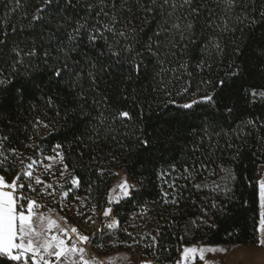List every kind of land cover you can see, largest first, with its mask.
I'll list each match as a JSON object with an SVG mask.
<instances>
[{
  "label": "trees",
  "instance_id": "1",
  "mask_svg": "<svg viewBox=\"0 0 264 264\" xmlns=\"http://www.w3.org/2000/svg\"><path fill=\"white\" fill-rule=\"evenodd\" d=\"M89 2L95 7L88 23L94 24L100 11L96 0H79L74 7H68L64 0H59L38 22L32 21V15L37 7L42 6L40 0H19V3L17 0H0V40L6 41L0 45V70L5 74L12 71L9 65L13 63L14 50L21 51L23 55L33 43L38 50L42 45L48 46L45 41L51 32L64 39L66 30L71 31L76 21L88 16L86 6ZM105 2L108 4L105 11L115 14L120 21L118 28L127 26L134 29L141 41L134 45L135 48L144 52L143 41L159 44L158 49L154 47L160 53L159 62L156 57L148 56L145 64L154 71L147 74L141 72L138 76L133 74L132 80L128 81V64L109 61L105 65L106 71L98 73V87L93 89L85 74L79 90L83 91L87 101L83 107L93 117L98 111H105L107 116L114 111L125 110L130 112L132 120L126 121V127H120V121H117L115 131L105 133L104 139H95L91 121L85 123L75 113L63 119L65 112H71L74 105H80V101L61 82L58 86L53 84L50 90L45 88L42 93L0 110V136L8 137L4 141L5 148H15L20 153L29 152L31 155H39L43 151L48 155L53 145L61 143L69 171L75 169L73 175L82 177L79 188L73 191L72 196L85 198L87 208L99 214L109 206L107 201L116 181V171H124L140 190L133 200L111 205L119 221L120 242L125 249L134 247L155 264H177V261L181 264L183 248L191 245L258 246L254 231L259 225L256 181L259 179V167L264 164V126L259 122L264 106L257 103L242 109L234 98L237 112H244V119L254 115L258 121L256 126H244L240 119L229 120L230 127L222 124L223 132L213 136L210 142L205 139L200 152L195 154L191 152L192 143L194 140L199 143L201 131L193 129L190 122L178 115L181 110L177 107L210 89L211 86L202 84V81L211 79L215 82L229 71L230 63L240 61L241 56L235 54V44L229 39L230 33L224 30L225 21L228 28H244L236 20L239 9L225 14L223 0L219 5L216 0H192L191 7L199 9V15H189L185 6L178 7L169 16L171 8L166 7L163 12L159 8L162 0H156V3L153 0H127L126 4L124 0H114L115 8L112 7L113 0ZM176 2L179 5L181 0ZM149 7L153 9L151 13L146 11ZM186 15L187 20L183 19ZM99 19L104 21L105 17L101 15ZM176 22L181 24L185 37L182 38L179 31H168L169 26ZM189 22L193 25L191 30L187 29ZM256 31L258 34L259 27ZM249 35L244 28L243 58L246 60L245 67L251 72L249 82L259 85L264 83V49L259 44L250 46ZM235 36L239 38L241 33L237 31ZM212 41L220 43L222 53L211 46ZM185 44L186 49L183 47ZM48 47L51 50V46ZM200 60L210 63L211 70L197 68ZM100 62L104 63L103 60ZM181 63L186 64V69L179 68ZM84 67L87 73L86 64ZM161 67L169 71L160 72ZM174 69L178 71H170ZM161 79L163 85L159 83ZM165 85L171 96L161 91ZM48 96L53 97L52 106L47 104ZM169 100L176 103L169 104ZM37 119L50 125L46 137L41 135L42 125H35ZM137 129L142 132H137ZM73 133L80 139L74 138ZM113 135L115 140L110 138ZM144 139L149 141L147 147L140 143ZM193 157L198 161V168L202 160L208 164V169L185 178L187 174L183 173L182 166L190 164ZM173 164L176 165L175 172L171 170ZM218 165L233 169L236 179L221 181L224 174ZM98 169L104 170L102 176L98 174ZM15 171L7 174L9 179ZM213 171L215 175L211 174ZM217 183H221L222 187L226 185L230 191H213ZM173 184L174 187L169 186ZM195 184H200L201 188L198 190ZM164 193L168 194L167 197ZM213 200L218 204L227 203L226 215L215 214V210L209 207ZM206 210L214 227H207L201 221L202 217L207 218ZM136 223L138 225L135 226ZM101 235H98L96 244Z\"/></svg>",
  "mask_w": 264,
  "mask_h": 264
},
{
  "label": "snow or ice",
  "instance_id": "2",
  "mask_svg": "<svg viewBox=\"0 0 264 264\" xmlns=\"http://www.w3.org/2000/svg\"><path fill=\"white\" fill-rule=\"evenodd\" d=\"M79 0H64L68 7H74ZM100 7L97 13V18L94 24L88 23V18L91 16L95 5L89 2L86 6L88 16L82 20L74 23L71 31L66 30L64 39L56 37L55 32H51L45 45H42L38 50L33 43L31 49L21 55V51H15L13 63L9 65L12 71L5 74V71L0 70V110L7 107L15 106L19 101L29 96H35L37 93H42L45 88L50 90L53 84L57 86L64 82L67 88L72 92L74 97L80 101V105H74L71 112L66 111L63 119H67L71 114H78V118H83L85 123L91 121L94 125L92 135L95 139H104L105 133L115 131L117 121H120V127H126V121L132 120V115L129 111L120 110L105 115V111H98L97 115L93 117L89 111L83 107L86 104V98L83 91H80L81 80L86 74L91 81L92 88L98 87L97 81L100 79L98 73L106 71L105 65L112 61L116 64L127 63L129 66V73L127 80L131 81L133 74L140 75L141 72L145 74L154 69H150L145 60L148 56L156 57L159 62L158 51L159 44L153 45L149 41H143L144 52L139 51L134 45L141 43L134 29H128L127 26L118 28L120 21L117 20L115 14H110L105 11L108 4L105 0H96ZM219 5L221 0H216ZM226 7L225 14L229 11L235 12L239 9V15L236 20L247 28L251 34L248 36L250 46L264 49V0H223ZM19 3V0H17ZM41 7H37L36 12L32 15V21L38 22L43 20L44 13L50 9L54 4H58L59 0H40ZM127 3V0H124ZM156 3V0H153ZM192 0H181L178 5L176 0H162L159 8L163 10L171 8L172 12L168 13L171 16L177 8L189 9V15H199V9L191 7ZM257 5L260 7L257 8ZM112 7L116 5L112 3ZM147 12H152L151 7L146 9ZM210 12L212 10H209ZM105 17L104 21L99 19L100 16ZM183 19L187 20L188 16ZM179 20V18H177ZM246 22V23H245ZM225 31L230 33L229 39L235 44V54L241 56L239 62H232L228 65L229 71L225 73L224 77L216 80L209 79L202 81V84L210 85V89H206L203 95L198 98H190L187 102L177 105L181 110L178 115L182 116L187 122H190L191 127L201 131L199 143L195 140L192 143L191 152L193 154L200 152V146L205 139L211 141L213 136H219L223 132V126L230 127L229 120L235 121L240 119L244 126H256L257 119L253 115L252 118L244 119V112H237L233 104V99L240 103L242 109H247L252 105L259 103L264 106V83L259 85L249 82L251 72L245 67L246 60L243 58L245 36L244 28L227 27L225 21ZM192 23L187 24V29H192ZM212 26L211 24L209 25ZM62 27V26H61ZM257 27L260 31L257 34ZM179 31L181 37H185L186 33L181 28L179 22L173 23L169 26L168 31ZM59 31V29H57ZM239 31L241 36L237 38L235 33ZM6 36L7 33H4ZM117 37L121 39H117ZM239 40V42H237ZM56 41L55 44L53 42ZM6 41L0 40V45L5 44ZM211 46L216 49L218 53H222L223 49L218 41H212ZM186 49L187 44L183 45ZM208 45L205 46L207 50ZM55 52V55H53ZM94 54V55H90ZM25 57H27V67H25ZM103 60L104 63L100 61ZM87 66V73L85 67ZM111 66V65H109ZM196 67L201 71L207 67L211 70L212 65L204 60L197 62ZM180 69H186V64L181 63ZM23 69V72H21ZM95 70V71H93ZM169 71L161 67L160 72ZM173 72L178 69L170 70ZM158 76L159 73H156ZM264 79V77H262ZM47 82V83H46ZM164 84L163 80L159 81ZM155 90V89H154ZM162 92L171 96L172 93L167 91L166 85L161 88ZM187 92V89H184ZM43 98V97H42ZM47 104L53 105V97L48 96ZM95 103V101L93 102ZM169 104H175L174 100L167 101ZM59 116V111L56 112ZM260 124L264 126V112L260 116ZM36 126L43 125L48 128L50 125L37 119ZM219 129V130H217ZM211 130V132H209ZM137 132H142L137 129ZM227 135V133H224ZM74 138L80 139L79 137ZM115 140L116 136H111ZM8 137L6 135L0 136V264H103L102 258H93L88 255L86 246L90 245L94 237L92 234H84L77 227H67V218L63 221L60 218H54L50 213L52 209L48 208L47 204L39 199V197H53L56 194V188L62 189V195L69 197L73 188H79L82 177L79 174L73 175L75 169L69 171V165L65 162V153L62 150L63 145L56 143L50 148L52 154L46 155L43 151L39 152V156L28 157L26 160L20 159L21 153L15 149H6L4 141ZM142 146L147 147L149 141L147 139L140 141ZM211 146V145H210ZM211 153H209V156ZM115 159V157H113ZM47 161L48 163H45ZM197 159L193 157L191 163L182 166L183 173L187 174L185 178L193 177L195 173L201 170H207L208 164L202 160L199 161V168L197 167ZM60 166V179L65 178L67 174L70 177L71 188L65 189L64 184L53 183L41 179L37 174L42 168L49 176L55 175L53 168ZM221 173V181L235 180L233 169L226 168L223 165H218ZM15 171L10 179L8 173ZM171 170L175 172L176 165H171ZM98 174L103 175L104 170L98 169ZM115 174V173H114ZM215 175L213 171L211 173ZM163 175V173H162ZM260 178L256 181L258 185V207H259V225L254 230L257 234V244L264 246V175L257 173ZM142 183V182H141ZM37 186H42L38 191ZM174 187L173 185H169ZM198 190L201 188L200 184L194 185ZM120 192L117 195H111V192H116V189L110 190L109 199L103 211L104 217H111L113 214L112 204H120L122 200H133L135 194L139 192L136 183L130 182L127 177L124 178L119 185ZM230 191L227 186L222 187L221 183H217L213 191ZM167 197V193H164ZM79 200V196L75 197ZM167 202V201H166ZM176 203V201H173ZM95 207V206H94ZM209 207L215 210V214L226 215L227 203H216L214 200ZM46 209L45 211H42ZM119 211V209H117ZM205 217L201 218L202 223L207 227H214L212 218L208 216L207 210ZM87 222V221H85ZM94 223V221H93ZM119 221L114 220L113 223L108 224L111 229L118 225ZM98 232H103V229H97ZM74 234V238H73ZM131 235V233H129ZM155 239V238H153ZM70 241V243H69ZM96 247L103 248L102 244H96ZM216 248L213 247H185L183 249V259L187 261L190 257L195 260L199 259L204 264H216L215 256H208L206 253H215ZM222 251H227L223 249ZM198 254V256H197ZM144 264H151L150 261H144ZM179 264V261H177Z\"/></svg>",
  "mask_w": 264,
  "mask_h": 264
},
{
  "label": "rangeland",
  "instance_id": "3",
  "mask_svg": "<svg viewBox=\"0 0 264 264\" xmlns=\"http://www.w3.org/2000/svg\"><path fill=\"white\" fill-rule=\"evenodd\" d=\"M41 135L46 137L49 134V130L44 128L43 125L40 127ZM52 154V153H50ZM48 154V155H50ZM39 156V155H31L28 153H21L20 159L26 160L28 157ZM45 163H48L45 161ZM53 172L55 175L49 176V174L45 173L41 168L40 171L37 173L41 176V179H44L48 182L64 184L65 189H68L70 185V177L65 175V178L60 179V166H55L53 168ZM259 173L264 175V164L259 167ZM130 182H133L131 178L122 170L116 171V181L112 187V189H116V192H111V195H117L120 192L119 185L122 183L124 178ZM260 178V176H259ZM134 183V182H133ZM72 187V186H71ZM138 187V185H137ZM42 189V186L40 187ZM40 189V190H41ZM77 188H73L69 194V197H64L62 195V189L56 188V194L53 197H43L44 200L47 202L48 208L52 209L50 215L54 218H60L63 221L62 215L67 218V226L75 225L77 223L82 222V218L85 213L95 214L98 212H93L90 208H87L86 199L83 197H79V200H76L75 197L72 196L73 191ZM111 189V190H112ZM112 205H115L112 204ZM114 209V207H113ZM46 209L42 210L45 211ZM100 216H103V211L100 212ZM111 217L115 216V209ZM135 226L138 225L137 223L134 224ZM99 244L103 245V248L97 247L98 251L94 252L92 256L95 258H102L103 264H144V261H150L151 264H155L152 259L145 258L142 253H140L134 247L125 249L120 242L119 230L118 226L115 225L113 228L109 229L108 227L102 232V235L99 240ZM187 247H196V248H207L211 246H202V245H191ZM227 251H216L215 253H206V259L208 256H215L216 257V264H264V246H227ZM185 248V247H184ZM183 248V249H184ZM214 248V247H213ZM183 250L181 252V261L183 264H204V262H198V258L193 260L191 257L185 261L183 259ZM198 256V254H197Z\"/></svg>",
  "mask_w": 264,
  "mask_h": 264
},
{
  "label": "built area",
  "instance_id": "4",
  "mask_svg": "<svg viewBox=\"0 0 264 264\" xmlns=\"http://www.w3.org/2000/svg\"><path fill=\"white\" fill-rule=\"evenodd\" d=\"M40 187L41 186H37L38 191L41 189ZM39 199L47 204V202L44 200L43 197H39ZM61 217L64 218L63 215ZM114 220H116V217L102 218L99 213H95L92 215L86 214L83 216L82 222L77 223L75 225L72 224L69 226L70 227H72V226L77 227L84 234H92L93 235V237H94L93 242L90 245L86 246V251L88 252V255L92 257L94 255V252L98 251L97 247H96V239H97L98 235L102 233V232H98L96 230L97 229H103V231H104L108 227L107 225L110 223H113ZM85 221H87V222H85ZM93 221H94V223H93ZM73 238H74V234H73ZM69 243H70V241H69Z\"/></svg>",
  "mask_w": 264,
  "mask_h": 264
},
{
  "label": "crops",
  "instance_id": "5",
  "mask_svg": "<svg viewBox=\"0 0 264 264\" xmlns=\"http://www.w3.org/2000/svg\"><path fill=\"white\" fill-rule=\"evenodd\" d=\"M227 246H238V245H227ZM227 246H211V247H214L217 249V251H219L220 249L228 248ZM198 262L202 263V261H200V260H198ZM181 264H183L182 261H181ZM221 264H224V263H221Z\"/></svg>",
  "mask_w": 264,
  "mask_h": 264
}]
</instances>
